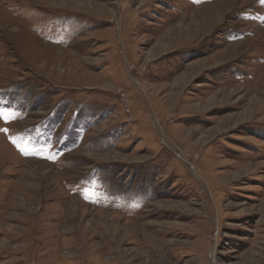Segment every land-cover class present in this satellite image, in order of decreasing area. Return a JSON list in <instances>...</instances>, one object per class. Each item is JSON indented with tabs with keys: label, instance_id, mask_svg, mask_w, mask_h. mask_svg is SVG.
<instances>
[{
	"label": "rangeland",
	"instance_id": "obj_1",
	"mask_svg": "<svg viewBox=\"0 0 264 264\" xmlns=\"http://www.w3.org/2000/svg\"><path fill=\"white\" fill-rule=\"evenodd\" d=\"M0 264H264V0H0Z\"/></svg>",
	"mask_w": 264,
	"mask_h": 264
}]
</instances>
